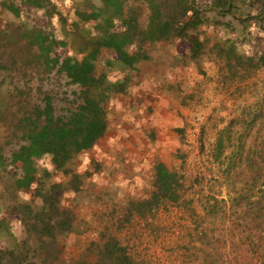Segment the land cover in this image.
Wrapping results in <instances>:
<instances>
[{
	"label": "rangeland",
	"instance_id": "obj_1",
	"mask_svg": "<svg viewBox=\"0 0 264 264\" xmlns=\"http://www.w3.org/2000/svg\"><path fill=\"white\" fill-rule=\"evenodd\" d=\"M25 1L0 0V220L7 221L17 242L27 234L11 205L27 202L38 208L37 187L52 185L59 206L73 214L71 230L56 234L55 244L43 238L40 251L48 262L56 256L53 264H116L108 258L111 248L135 264H264V0H232L234 9L225 13L215 9L216 0H195L205 21L180 37L131 44L128 53L144 51L147 58L130 68L113 50L101 47L94 73L113 85L103 104L104 135L68 163L67 173L47 155L38 158L36 182L13 192L23 172L10 162L23 142L7 138L21 114L16 101L32 98L29 105L41 104L40 88L52 94L60 116L64 106L74 108L80 98L79 87L56 69L46 80L19 74L30 70L18 63L25 64L32 50L19 56L29 48L27 41L12 49L10 33L40 29L55 39L54 56L81 61L84 42L100 36L103 22L100 17L80 20L76 14L99 11L101 0H48L40 9ZM133 5L144 28L147 3L127 0L125 10ZM231 43L243 60L252 58L251 66H234L232 74L215 48ZM252 114L255 122L246 127ZM223 129L238 146L232 189L212 160ZM158 163L181 175L179 201H161L143 213L139 206L129 209L155 191ZM14 244L0 234V247ZM29 258L22 264L42 262L32 254Z\"/></svg>",
	"mask_w": 264,
	"mask_h": 264
},
{
	"label": "trees",
	"instance_id": "obj_2",
	"mask_svg": "<svg viewBox=\"0 0 264 264\" xmlns=\"http://www.w3.org/2000/svg\"><path fill=\"white\" fill-rule=\"evenodd\" d=\"M102 9L97 12L87 14L82 11L76 12L81 19L101 18L100 36L84 42L82 48L86 51L84 58L79 60H70L68 58H60L53 55L55 39L51 34H45L42 30L32 28L26 31L15 30L10 33L7 44L14 49L16 43L26 40L29 49L19 53V56L28 54L25 58V64L18 63L20 66H29L30 70H18L19 74L33 73L41 80L50 77L52 71L56 69L59 74L63 73L65 78L69 79L70 84L79 87L77 97L80 102L69 108L64 106L61 112L64 114H56L55 106L52 105V94H44L39 88V93L43 96L41 104H31L32 98H26L25 101L18 100L16 104L21 112L19 118L13 123L12 135L8 134V141L16 139L17 142H23L19 145L18 150H14L11 154L10 162L20 165L22 175L15 180L12 191L21 188H28L33 182H36V160L47 155L51 164L56 169H63L68 172V163L80 152L91 148L95 142L100 139L106 129L107 121L105 115L104 101L108 97L110 89L113 87L111 83L105 80V77L97 76L94 73V60L101 47L109 48L117 54V58L125 68L133 67L142 59L147 58L144 51H135L128 53L126 48L131 44L136 46L144 45L160 41L164 38L184 34L189 27H196L199 23L204 22V12L198 10L195 6V0H145L148 7L147 24L142 28L139 24V12L136 7L125 10L127 0H101ZM135 1V0H132ZM138 1V0H136ZM28 5L38 9L45 7L48 0H26ZM233 1L225 0L224 3L214 2L216 10L222 13L230 12L234 9ZM52 10L55 7L49 4ZM9 9L16 15L19 11L10 5ZM119 23V28L116 27ZM196 45V44H195ZM200 44H198L199 46ZM17 47V46H16ZM15 47V48H16ZM218 56L224 57L225 64L232 74L234 66L243 67L251 66L252 58L242 59L237 54L236 46L231 43L227 47L215 45ZM194 49V48H193ZM260 60L264 61V57ZM3 65V64H1ZM7 66L14 67L7 64ZM20 93V90L17 91ZM27 103L28 106H23ZM246 116L249 113H245ZM251 120L246 122V127L253 125L255 122V114H252ZM245 127V128H246ZM227 135V136H226ZM230 134L223 129L219 132L217 142L212 154V160L221 169V173H225L223 177L227 187L231 188L232 183L230 174L234 173L236 167V159L234 158L238 146L229 141ZM241 144V148H242ZM230 149V154H226ZM230 155V157H229ZM231 158V159H230ZM4 162L3 155L0 151V164ZM155 191L150 198L133 204V207L145 208L151 210L153 207L159 206L161 201L171 200L178 202L181 188V175L170 170L163 163L155 166ZM55 186H49V189H36V193L42 202L38 208L33 207L30 203H22L20 205L12 204L10 207L13 216L18 217V222L23 223L27 239L17 242V237L8 226L7 221L0 220V234L7 238L15 240V244L10 248L0 247V264H22L29 261V255L34 258H42L41 264H53L55 258L47 261V256H43L40 249L43 238H49L50 244H55L56 234L67 233L72 228V212L67 208L59 206L58 198L53 193ZM30 239H34L33 243H29ZM114 247L118 246V242L114 240ZM47 251V250H46ZM108 252V258L116 264H135L128 257H120L112 248ZM116 261V262H115Z\"/></svg>",
	"mask_w": 264,
	"mask_h": 264
}]
</instances>
